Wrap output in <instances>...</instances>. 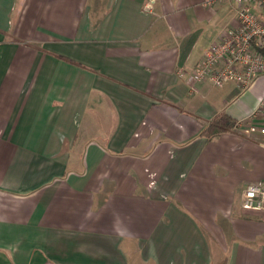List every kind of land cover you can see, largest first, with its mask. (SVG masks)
<instances>
[{
	"label": "crops",
	"instance_id": "obj_1",
	"mask_svg": "<svg viewBox=\"0 0 264 264\" xmlns=\"http://www.w3.org/2000/svg\"><path fill=\"white\" fill-rule=\"evenodd\" d=\"M147 2L0 0V264H264V137L200 135L264 79H185L232 4Z\"/></svg>",
	"mask_w": 264,
	"mask_h": 264
},
{
	"label": "built area",
	"instance_id": "obj_2",
	"mask_svg": "<svg viewBox=\"0 0 264 264\" xmlns=\"http://www.w3.org/2000/svg\"><path fill=\"white\" fill-rule=\"evenodd\" d=\"M229 1L233 7L232 22L222 29L185 76L188 85L208 83L215 88L234 85L247 91L258 79H264V0ZM151 2L148 0L147 8L151 7ZM179 76H184L182 71ZM235 130L242 135L264 137V96L257 99L247 119L236 122ZM261 145L264 146V141ZM240 208L264 215V180L243 188Z\"/></svg>",
	"mask_w": 264,
	"mask_h": 264
},
{
	"label": "trees",
	"instance_id": "obj_3",
	"mask_svg": "<svg viewBox=\"0 0 264 264\" xmlns=\"http://www.w3.org/2000/svg\"><path fill=\"white\" fill-rule=\"evenodd\" d=\"M235 125V119L231 118L226 113H218L202 130L200 135L206 137L207 139H214L223 133L234 131Z\"/></svg>",
	"mask_w": 264,
	"mask_h": 264
},
{
	"label": "rangeland",
	"instance_id": "obj_4",
	"mask_svg": "<svg viewBox=\"0 0 264 264\" xmlns=\"http://www.w3.org/2000/svg\"><path fill=\"white\" fill-rule=\"evenodd\" d=\"M232 18V17H231ZM230 21V20H229ZM232 22V19H231V21H230V23ZM229 23V24H230ZM263 96H264V81H263V85H262V89H261V99L263 98Z\"/></svg>",
	"mask_w": 264,
	"mask_h": 264
}]
</instances>
